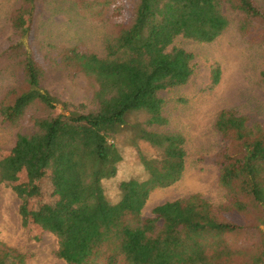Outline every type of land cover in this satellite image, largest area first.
Segmentation results:
<instances>
[{
  "label": "rangeland",
  "instance_id": "rangeland-1",
  "mask_svg": "<svg viewBox=\"0 0 264 264\" xmlns=\"http://www.w3.org/2000/svg\"><path fill=\"white\" fill-rule=\"evenodd\" d=\"M105 1L113 4L104 8ZM129 1L40 0L35 25L34 49L39 56L36 70L50 94L64 103L93 110L96 106L84 89L87 81L63 74L64 64H52L44 59V54L78 48L80 58L95 63L105 58L107 49H121L120 65L132 71L133 83L106 98L99 111L114 115L132 98L143 100L145 112L140 111L139 118L147 127V135L140 147L156 161L159 171L179 170L181 163H185L183 175L173 186L146 191L148 199L142 216L131 224L132 238L137 236L138 242L145 243L147 259L144 257L141 264H192L197 260L231 263L234 251L252 248L257 235L248 233L230 243L228 237H208L192 226L200 222H226L221 207L225 201L220 168L216 164L220 150L239 134L246 135L249 146L257 147L264 141V47L249 50L243 45L238 36L241 16L228 6H221L223 19H215L203 28L188 21L187 13L181 9L176 11L178 0H145L147 41L142 47H135L132 35H116L118 29L113 28L119 16L137 7ZM256 1L264 9V0ZM20 5L18 0H0V50L6 47L10 36L9 15ZM118 8L124 11L117 13ZM110 37L113 41L105 44ZM183 46L195 48L194 62L198 67L190 76L187 55L179 53ZM240 51L245 54L243 58ZM6 72L0 71V97L12 84ZM113 72L112 68L105 69L100 72L101 78L111 83ZM203 84L211 85L214 103H204ZM37 99L38 95H34L30 105ZM38 107L29 109L21 130L31 126L28 116L40 114L35 110ZM45 123L48 130L50 122ZM18 132L3 124L0 117V162L16 148ZM259 149L262 153L257 159L239 162L231 183H250V189L264 202V146ZM21 152L25 169L39 163L37 149L23 146ZM24 172L18 174L21 179ZM8 186H0V243L20 254L31 255L28 264H64L55 254L60 249L64 254L73 251L68 234L32 241L23 226L22 201L11 184ZM179 201L184 204L175 205ZM182 216H187L188 222L179 226ZM173 230H180L174 243L165 239L166 232L172 234ZM167 250L172 251V257L166 256Z\"/></svg>",
  "mask_w": 264,
  "mask_h": 264
},
{
  "label": "trees",
  "instance_id": "trees-1",
  "mask_svg": "<svg viewBox=\"0 0 264 264\" xmlns=\"http://www.w3.org/2000/svg\"><path fill=\"white\" fill-rule=\"evenodd\" d=\"M39 1L18 0L20 7L9 15L7 45L0 50V71H7L12 80L0 97V117L3 124L19 130L16 148L0 162V186L11 184L22 201L23 226L32 241L41 242L47 235L68 234L73 251L64 254L60 249L55 254L64 264H141L144 257L147 259L145 243L138 242L137 236L132 238L131 224L142 216L148 199L146 191L173 186L183 175L185 163H181L179 170L159 171L155 168L156 161L140 147L147 135V127L139 118L145 112L143 100L132 98L118 114L99 111L106 98L133 83L132 71L120 65L121 49H107L105 58L95 63L80 58L78 48L44 54V59L52 64L57 61L64 64L63 74L87 81L84 89L96 106L93 110L85 105L64 103L44 89L42 76L36 70L39 56L34 49ZM129 2L137 7L119 16L113 28L118 29L116 35L122 32L132 35V44L139 48L147 41L145 0ZM112 4L105 1L102 5L105 8ZM221 6H228L241 16L238 36L247 49L264 47V9L256 0L175 3L176 11L181 9L187 13L188 21L203 28L215 19H223ZM116 11L121 13L124 9ZM111 41V37L106 38L105 44ZM179 51L187 55L189 76L193 75L198 67L194 62L195 48L183 46ZM239 53L242 58L245 56L243 51ZM109 68L114 71L111 83L100 75ZM210 86H202L204 103L208 104L213 102L214 95ZM34 95H38L37 102L30 105ZM38 105L35 110L40 114L28 116L31 126L21 130L29 109ZM45 122H50L48 130ZM249 145L246 135L239 134L216 157L226 222H200L192 226L208 237H228L230 243L248 233L258 236L252 248L236 249L234 259L227 264H264V202L250 189V183L239 186L231 183L239 162L245 164L249 158L261 156L259 146H264V141L257 147ZM23 146L37 149L39 163L24 168ZM183 204V201L175 203ZM166 208L167 205L162 207ZM187 222V216H182L178 224ZM165 227L168 228V222ZM179 231L173 230L172 234L167 231L165 239L174 243ZM166 256L172 257V251L167 250ZM29 257L0 243V264H28ZM192 264L225 263L197 260Z\"/></svg>",
  "mask_w": 264,
  "mask_h": 264
}]
</instances>
